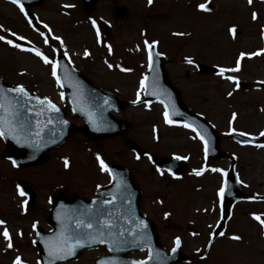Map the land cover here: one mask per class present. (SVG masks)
Listing matches in <instances>:
<instances>
[{"label": "rangeland", "instance_id": "374dc122", "mask_svg": "<svg viewBox=\"0 0 264 264\" xmlns=\"http://www.w3.org/2000/svg\"><path fill=\"white\" fill-rule=\"evenodd\" d=\"M204 1L209 3L212 1L211 4L215 8L222 10L227 8L225 12L219 10L216 13H208L205 18L197 21L199 24L197 29L203 42L202 50L206 55L204 60L224 64L232 60L230 53L233 48L229 44L231 40L227 32L232 27L228 25H233L235 22L233 19L239 17L237 11L247 8L245 3H248V0ZM248 5L260 8L261 17H264V6L259 3H248ZM118 7L125 10L126 16L122 20L114 16V11ZM188 11L185 8V0H153L151 5L148 4V0H117L116 2L101 0L94 4L91 13L86 14L79 0H44L40 6L24 8V15H22L19 9L8 0H0V27L22 37L20 41L37 47L39 52L49 60L55 61L53 49L62 52L72 66L93 84L114 93L124 103V108L118 114L112 115L116 120L130 124L129 132L112 138L86 141L80 135H72L67 143L52 154L53 158L50 162L37 167L15 170L0 159V206L13 205L11 200L10 205L6 201L14 193V188L17 187L15 182L19 179L28 180L37 188L40 184L39 177L55 178L53 185L58 183L73 186L77 181L76 192L88 193L92 187L95 188L108 180L107 174L99 169L97 155L105 164L113 162L142 169L144 180L147 181L145 189L151 195L157 193L158 196L168 200V197H165L167 193L165 187L157 184L156 191L153 186H149V182H152L157 175L151 170L147 160H136L127 148V143L134 142L141 150L156 155H166L171 148L184 154L181 145L189 142L181 129H169L164 126L163 108L159 107L160 105H147L143 102L142 88H139V84L147 62L145 44L155 42L158 53L166 57L167 62L172 66H167L171 71V83L180 88L183 100L193 99L190 91L193 92L192 86H196L197 90L192 95L198 96V105H202L204 110H209L213 118L217 116L215 112L217 109H223L219 99L228 88V86L216 84L214 79H187L184 75L187 72L184 64L185 56L188 50L193 49L194 38L191 39L192 43L183 44V39L176 37L178 31H185ZM25 13L36 18L34 28L25 19ZM91 21L96 22V29H93ZM106 30L109 31L108 36L105 35ZM7 31L0 35L15 40L14 37L7 36ZM97 32H99V43H97ZM53 37L59 39H53ZM85 51L89 53L87 57L84 56ZM109 64L112 68L108 67ZM120 68L127 71L122 72ZM0 76L8 84L20 86L48 99L61 101L63 98L62 91L54 86L55 80L52 78L50 65H45L29 52L19 51L2 42H0ZM199 85L205 88L204 93L198 90ZM138 94L139 101H137ZM133 101L137 102L133 103ZM68 118L71 117L68 115ZM71 122L74 125L79 123L77 118L71 119ZM153 128L161 132L160 143L157 145L152 139ZM172 145L179 146L166 149L167 146ZM187 145L190 149L196 147L195 143L191 142ZM3 150L4 145L0 140V153ZM65 159L72 164L68 169L63 166ZM88 178L89 180L86 181ZM82 184L85 186L83 187ZM155 209L158 212L165 207L163 209L155 207ZM1 216L8 218L2 221L8 233H11L9 237L12 247H6L5 241L0 236V264H13L16 257H20L21 264H39L37 251L28 245L27 237L17 235L16 228L27 229L28 224L20 221V215L19 217L16 214ZM182 232L181 236L185 240L184 253L196 259L195 253H201V247L185 231ZM239 232L250 237L249 230L242 229ZM159 234L165 247H168L171 237L177 233L172 230H160ZM251 234H254L253 231ZM254 240L258 239H250L248 246H242L244 245L242 243L241 245L221 243V247L214 245L216 250L214 255L219 256V261L213 260L211 251L208 253L209 262L224 264L221 256L235 255L234 257L238 259L235 264H264V240ZM88 262L89 260L83 256L78 261L67 264H88Z\"/></svg>", "mask_w": 264, "mask_h": 264}, {"label": "flooded vegetation", "instance_id": "af4514ba", "mask_svg": "<svg viewBox=\"0 0 264 264\" xmlns=\"http://www.w3.org/2000/svg\"><path fill=\"white\" fill-rule=\"evenodd\" d=\"M191 1L186 0V10L188 11L189 9V13L182 39L184 44L186 42L192 43L191 39L194 38V47L188 50L185 56V60L190 59L193 63L188 64L185 61L187 72L184 75L187 79H214L216 84L228 86L222 94V98L219 99L220 106L223 109L220 108L215 111L217 114L216 118L210 115L209 110H204L202 105H198V96L192 95L197 90L196 86H192L194 87L193 92L190 91V96H193V99L190 100L188 98L187 101H184L180 88L171 83V71L167 66H172L166 60L164 69L168 83L174 87L182 105L190 113L202 117L212 126L215 145H217L219 153L214 158L212 154L206 156L204 153L205 145L201 144L200 139L197 138L198 131L193 132L194 125L190 124L187 128L182 125L173 128L175 130H183L184 135L189 140L188 143H195L196 147L190 149L187 145L188 143L181 145L184 151V154H181L174 148L170 149V147L179 145H172L166 147V149H170L166 155H156L147 151L146 153L144 152L145 157H141V159L135 158L138 161L147 160L146 162L151 166V170L157 175L152 182H149V186H153L156 191L158 190L156 188L157 184L165 187L167 189L165 197H168V200L158 196L157 193L151 195L145 189L147 181L144 180L142 169L127 164H120V166H127L132 170L133 183L142 194L141 211L154 223L156 231H175L177 234L174 236L179 237L183 245H185V240L181 234L183 233L182 231H185L201 247L202 251L199 257L203 256L204 259L197 260L184 253L186 255L185 264H193L194 262L212 264L209 262L210 258L208 256L211 251L213 260L219 261V256L214 255L216 251L214 245L221 247V243H228V245L236 243L250 244V239H258L254 241L264 239L260 223L252 218L253 216H258L261 221H264V147H256V145H264V136L260 135V132L264 131V51H261V49H264V39L261 38L262 30H264V17H261L260 8H253L248 3H245L247 6L245 10L237 11L239 17L233 19L235 22L232 21L233 25H235V31L231 33L232 37L229 43L233 48L230 53L232 54V60L224 64H218L204 60L206 55L203 53V42L198 32L199 24L197 21L206 17L203 13H206V11H199L198 5L205 1L194 0V3ZM252 3H259L264 6V0H252ZM226 9L222 10L212 6L210 12L219 10L225 12ZM253 13L257 16L256 20L252 19ZM246 14L248 15L246 16ZM255 52H260L261 54L258 56L251 55ZM241 53L245 55L240 60L239 71L225 72L223 74L224 76L232 77L236 81L233 84L218 75V71L220 68L236 67V60ZM198 90L204 93L205 88L199 85ZM229 92L232 95L229 96ZM62 106L64 110L65 106ZM234 113L236 118L233 120L232 116ZM230 120L231 125L229 124ZM193 122L189 120V123ZM230 132L244 133L245 135L241 137L247 141L239 142L236 138L228 137L227 134ZM160 134L161 132L156 130L155 139L152 135L155 145L160 143ZM172 150H175V152H172ZM151 156L156 157V159H164L170 156L187 157V159H182L183 169L169 165L168 168L170 170L183 171L179 175L169 176L166 170L161 169L162 175L156 172L158 167L148 162ZM52 158L48 157V162ZM201 167L205 169H221L225 176L229 175L234 178L238 191L231 192L229 195L224 193L222 197H218L217 193L221 185H225V176L221 177L218 172L212 171H205L199 177L192 174L194 170H199ZM173 177H178V179ZM88 180L86 179V181ZM237 180H239V183H237ZM54 181L55 178L39 177L40 184L39 188H37L28 180H17L15 183L23 191L24 196L20 198L14 192L6 201L10 205L11 200L13 205L0 206V215H14L18 204L22 202L26 207V211L21 221L27 223L28 226L27 229H24L25 232L23 233L22 231L21 233L27 235L28 230L33 232V224L40 227L44 226L46 215L55 193L62 186L58 183L53 185ZM82 186L84 187L85 185L82 184ZM64 187L68 188L72 195L87 199L94 198L98 188L95 187L96 189H93L92 187V189L88 190V193L79 194L76 192L77 181L74 182L73 186L65 185ZM155 207L159 209L165 207V209L157 212ZM6 210H8L7 213ZM165 213L168 214L167 217H165ZM220 224L222 226L220 232H224L225 235L220 236L218 233L216 237H213V230ZM242 229L249 230L250 237L245 233L239 232ZM252 231L253 235L251 234ZM210 235L212 237L211 243H209ZM232 235H237L241 239L239 241L228 239ZM212 246L213 248H211ZM106 254L107 252L103 248H98L86 252L83 256H85L86 260H89L88 264H92L94 258ZM219 254L221 255L220 249ZM234 256L221 257H223L224 264H235L238 259H235ZM134 258L141 259V257L136 256ZM215 264H218V262Z\"/></svg>", "mask_w": 264, "mask_h": 264}, {"label": "water", "instance_id": "95a60500", "mask_svg": "<svg viewBox=\"0 0 264 264\" xmlns=\"http://www.w3.org/2000/svg\"><path fill=\"white\" fill-rule=\"evenodd\" d=\"M86 12H91L97 0H81ZM116 1V0H114ZM42 0H20L24 6L39 5ZM123 13H118L122 17ZM32 20V19H31ZM25 48H32L21 42H15ZM64 62L63 58L58 59ZM65 62L62 68H66ZM154 70V68H152ZM67 74L62 71L61 79L64 83ZM82 79V78H81ZM166 83V82H165ZM74 84H76L74 82ZM163 84V83H161ZM154 83L146 76V90L151 98L150 88ZM14 87L7 86L0 79V95L4 97L3 107H0V117L5 115L4 109L8 107L9 101L13 104L20 103L9 111L16 112V116H9L10 123L4 124L2 137L8 149L2 157L15 162L18 166L32 165L42 162L45 153L62 143L71 133L59 111L53 113L48 110L47 105L37 103L39 100L35 96L28 99L17 96L14 92H8ZM172 89V88H171ZM104 95V94H103ZM108 95V94H107ZM95 96H98L95 94ZM176 99L178 100L177 95ZM113 99V96H112ZM152 101V99H147ZM160 102L169 105L167 99H158ZM92 101V99H91ZM177 105V101H173ZM31 106V107H30ZM36 111H35V110ZM90 110L92 105L89 106ZM110 109H114L110 107ZM117 110V109H114ZM174 120L183 121L182 116L171 115ZM93 117L101 121L99 133H90ZM86 127L84 131L91 136L105 137L109 134L124 132L128 125L122 124L119 129L113 128V123L106 121L102 112L89 113L85 116ZM63 121V123H61ZM108 128H113L110 133ZM134 150L138 148L132 144ZM164 162H166L164 160ZM112 184L98 191V198L91 201H84L73 198L69 202L65 201L66 194L61 195L54 201V205L49 212L47 223L51 226L52 232H37L34 245L38 248L41 264H57L74 259L78 254L87 248L103 245L109 251L110 256L106 258L109 264H131L130 260H124V256L137 249H147L149 257L145 264H172L173 261L182 259L180 252L176 250L170 255L159 248V238L154 232L153 226L140 214L139 201L140 194L133 186L131 176L125 168L110 166ZM237 189H234L236 192ZM105 198H110L106 201ZM143 222V227L140 222ZM91 225V227H86ZM67 241L73 245L71 254L62 253L63 259H53L49 256V248L61 241ZM81 244L82 247L75 245ZM177 255V258H175Z\"/></svg>", "mask_w": 264, "mask_h": 264}, {"label": "snow or ice", "instance_id": "6c2138e0", "mask_svg": "<svg viewBox=\"0 0 264 264\" xmlns=\"http://www.w3.org/2000/svg\"><path fill=\"white\" fill-rule=\"evenodd\" d=\"M9 2L11 4H13L17 9H19L20 13L22 15H24V8L21 6V3H20V0H9ZM153 2V0H148V4L151 5ZM248 3L251 4L252 3V0H248ZM66 7H70V6H67ZM198 10L199 11H207L208 9L206 8V6L204 4H200L198 5ZM257 16L255 13L252 14V19L253 20H256ZM25 19L27 20L28 17L27 15H25ZM30 25H31V21H29ZM91 24H92V27L93 29H96V22L95 21H91ZM7 30L4 29L3 27H0V33H4L6 32ZM234 29H229V32L230 33H234ZM175 35V33H174ZM7 36L8 37H14V39L16 41H19L22 39V37L16 35L15 33H12L10 31H7ZM262 39H264V30H262V36H261ZM53 39H59L58 37H53ZM0 42L4 43L5 45L11 47V48H14V49H19V51H22V52H29L31 53L32 55H35L41 62H43L45 65H50L51 66V74H52V78L54 80H56V83H57V86L59 87L60 85V81L57 79V64L55 61H52V60H49L47 57H45L41 52H39L38 50L34 49V48H22L20 47L17 43H14L13 42V39H9V38H6L5 35H0ZM45 43L47 44V41H45ZM62 43V42H61ZM97 43H99V32H97ZM105 47H108L107 45H105ZM155 47V42H153L152 44H145V50L148 51V49L150 48H154ZM56 50L53 49V52H55ZM261 51H264V49H261ZM109 53L111 54V49L109 48ZM261 53L260 52H255V53H252L251 55H255V56H258L260 55ZM89 53L87 51L84 52V56H88ZM244 53H241L240 54V57L237 58L236 60V67L234 68H220L219 71H218V75H221L224 79L226 80H229L230 82H232L233 84L236 83V81L232 78V77H228V76H224L223 74L225 72H236V71H239L240 69V60L244 57ZM148 61H149V66H151V63H152V53L149 51L148 52ZM186 63L188 64H192V60H186ZM109 68H112V65L109 64L108 65ZM120 71H127L126 69L124 68H120ZM140 85H141V88L144 87V81L141 80L140 81ZM3 90H0V93H2ZM8 92H14L17 94V96H20V97H23L25 100L28 99V94L25 92V90L22 88V87H16L14 89H8ZM228 95H232L231 92L228 93ZM3 99L4 97L2 95H0V107H3ZM140 97H139V94L137 95V101H139ZM137 101H133V103H136ZM20 102L19 101H16L15 104H13L11 101H9L8 103V107L4 109V112H5V115L0 117V129H2V127L4 126V124H7V123H10L8 121V117L9 116H16L17 113L16 112H13V111H9V109H13L16 107L17 104H19ZM37 103L39 104H42V105H47V108L49 111L55 113L58 111V109L55 107V105L49 103L47 100H43V101H37ZM145 107H147V105H145ZM171 115H179V113L175 112V110H173V112L171 113ZM236 118L235 116V113L233 114L232 116V119L234 120ZM163 121H164V124L166 125H171L173 122L171 121L170 119V113L167 109V106H165V111L163 112ZM61 123H63V121H61ZM229 124L231 125V120L229 121ZM183 127H189V125L187 124H184L182 125ZM193 132H197V129L193 128L192 129ZM238 135H245L244 133H237ZM260 135L261 136H264V131H261L260 132ZM4 136V131L3 130H0V137H3ZM153 138L155 139L156 138V129L153 128ZM197 138L200 139V142L201 144L205 145V151L207 150V144H206V141H205V138L203 135H201L199 132H197ZM256 147H264V145H256ZM137 159H139V157H137ZM174 160H181V159H187V157H180V156H174L173 157ZM96 161L99 165V169L101 172H105V173H108L109 176H111V173L109 172V169L108 167L106 166V164L104 163V161L101 159V157L99 155L96 156ZM149 162H151V157H149ZM13 167H16V164L15 162H13ZM64 167L65 168H68L69 167V161L68 160H64ZM205 171H212V172H218L220 174L221 177L225 176V173L219 169V168H212V169H205L204 167H201L199 170H194L193 171V175L199 177L203 172ZM156 172L158 174H163L161 172V169L157 168L156 169ZM168 175L169 176H172V172L170 170H168ZM174 179H178V177H173ZM237 183H239V180H237ZM225 192V188H224V185L222 184L218 193H217V196L218 197H222L223 194ZM17 194L20 195V196H24V193L20 190L19 186H17ZM21 207L23 208V204H21ZM167 213H165V217H167ZM254 220H256L257 222L260 223V227H261V233L262 235H264V221H261L260 217L258 216H253L252 217ZM3 221H0V226L3 225ZM141 226L143 227V222L141 221ZM33 230H35L36 228V225L33 224ZM86 227H91V225H86ZM17 235H20V233H17ZM219 235L220 236H224L225 233L224 232H219ZM0 236L3 237V240L5 241L6 243V247L8 248H11L12 247V244L10 242V237H9V233L8 231L5 229L3 231H0ZM211 235L209 237V243H211ZM228 239L232 240V241H239L241 238L237 235H232L230 237H228ZM180 239L179 237H177L174 241H173V244H174V247L172 248V252H175L177 250V248L180 246ZM76 247H82L83 245L81 244H77L75 245ZM72 248H73V245L69 244L66 240L65 241H61L57 244H54L52 247L49 248V256L52 257L53 259H63L64 256L62 255V253L66 252L67 254H71L72 252ZM199 251V250H198ZM201 259H204L203 256L200 257ZM13 264H21V259L20 257H16ZM133 264H145V262L143 261H139V262H133Z\"/></svg>", "mask_w": 264, "mask_h": 264}]
</instances>
